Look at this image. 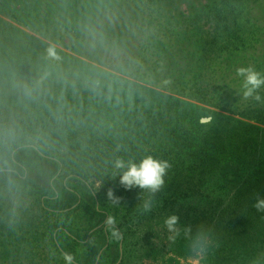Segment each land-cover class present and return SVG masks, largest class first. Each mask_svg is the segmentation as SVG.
I'll use <instances>...</instances> for the list:
<instances>
[{"label": "rangeland", "instance_id": "374dc122", "mask_svg": "<svg viewBox=\"0 0 264 264\" xmlns=\"http://www.w3.org/2000/svg\"><path fill=\"white\" fill-rule=\"evenodd\" d=\"M149 2L0 0V96H4L0 122H5L4 127L7 125L0 131V264H65L51 252V237L57 231H67L71 236L81 232L79 245L74 247L69 240L68 246L75 260L80 258L83 264H197L186 259L190 247L207 248L198 264H264V247H258L255 255L241 263L214 254L215 239L211 232H205L212 210L206 213L203 224H197L202 213L200 206L205 204L211 209L210 197L213 198L214 192L226 203L232 198L231 192L221 188L213 172L209 178L214 181L208 180L204 197L185 195L184 191L193 184L183 174L167 178L163 189L154 195L139 188L119 192L122 170L115 167L116 159L130 160L133 150L138 151L134 154L141 159L176 153L175 143H171L164 125L156 130L150 125L145 136L140 137L137 126L125 115L126 123L115 130L119 146L115 152L106 153L102 147L112 148L113 143L98 136L96 129L84 126L80 120L84 113L79 114L82 105L78 104L76 112L70 111L69 104L81 103L88 95L92 96L96 111L100 105L105 106L100 104L105 97L102 95L113 93L121 79L149 84L147 75L138 67L149 53L148 32L143 33V17ZM241 2L227 0L221 7L233 8ZM227 16L230 13L224 9L219 25L229 20ZM235 26L233 23L230 29L208 33L210 51L240 42L232 37L225 39ZM50 47L56 51L55 58L48 56ZM45 55L48 60L44 62ZM99 78L103 79V85H99ZM205 80L199 86L194 85L188 97H178L189 105L188 110L175 111L172 118L187 127L189 137L184 135L193 141L190 144L196 150L209 149V143H204L208 138L215 142L210 150L228 159L232 147L243 149L245 144L234 139L228 141L222 129L210 131L198 125V122L210 124L214 112L234 116L230 108L205 104L197 96H205ZM58 118L64 124L48 134L46 122ZM22 125L28 139H23L16 149L24 155L11 165L3 153L9 143L2 136L15 134L22 130ZM257 125L264 129V125ZM175 161L179 163L178 157ZM183 170L187 172L185 163ZM74 175L80 179H72ZM116 175L117 184L113 182ZM109 189L119 198L118 203L107 196ZM74 192L78 200L66 196ZM46 199L48 206L59 204V209L54 212L49 207L48 211H42L40 205ZM150 199L153 210L145 213L143 204ZM170 214L180 217L182 227L190 225L191 232L169 240L163 220ZM186 214L191 216L190 223L183 219ZM108 217L114 219L115 226L105 223ZM117 230L119 238L113 235ZM198 232L206 235L197 236Z\"/></svg>", "mask_w": 264, "mask_h": 264}, {"label": "trees", "instance_id": "16d2710c", "mask_svg": "<svg viewBox=\"0 0 264 264\" xmlns=\"http://www.w3.org/2000/svg\"><path fill=\"white\" fill-rule=\"evenodd\" d=\"M149 1L146 17H143L145 21L143 33L148 32L149 53L138 66L147 75L149 84L121 79L117 87L114 86L116 89L112 88L113 93L107 92L102 95L105 97L100 99V104H106L105 106L100 105L96 111L92 107V96L88 95L89 97L81 103L69 104L70 107L72 106L70 111L76 112L78 109L75 108L78 104L82 105L79 114L84 113L80 119L84 126L96 129L98 136L109 138L113 143L112 148L102 147L103 152L106 153L115 152L119 146L120 139L115 136V130L126 123L123 117L125 115L129 116L132 124L137 126L136 130L140 137L145 136V129L150 125H153L152 130L164 125L171 143H175L177 149L173 155L169 152L164 155L162 153L154 155L157 159L165 157V160L172 165L165 181L167 178L183 174L184 178L193 184L189 190L184 191L185 195L204 197L207 195L205 187L208 180L214 181L209 178L210 173L213 172L218 177L221 188L231 192L232 198L226 203L220 194L216 195L214 192L213 198L210 197V200L213 199L211 209L205 204L200 206L202 213L197 224H203L206 213L212 210L211 221L205 232H211L215 239L217 250L214 254L241 263L255 255L258 247H264V212H258L253 207L257 196L264 198V129L257 125H264V88L259 90L262 101L245 98L242 78L236 76L235 70L250 65L264 74V0H242L239 6L233 8L230 5L226 8L221 7L227 0ZM144 5L148 4L144 3ZM224 9L230 13V16H227L229 20L219 25ZM137 10L139 8L134 13ZM213 21L216 24L214 26H212ZM233 23L236 25L235 30H232L225 39L232 37L234 40L239 39L240 42L225 44L226 46L210 51L208 33L217 34L220 30L230 29ZM138 27L140 28L141 25L139 24ZM139 31L140 34L141 30ZM213 45L216 47L217 41ZM148 58H150L149 62ZM47 60L48 56L44 58V62ZM203 79H207L205 80L207 85L204 86L206 94L197 96L201 97L205 104L230 108L229 112L234 116L214 112V119L210 124L198 122V125L203 129L207 127L210 131L222 129L226 132L228 141L234 139L238 144L242 142L245 144L243 149L232 147L233 151L230 154L232 156L228 159L221 158V154L215 152L216 150H210L215 142L208 138H205L204 143L207 145L209 143V149L205 147L201 148V151L196 150L190 144H193V141L186 139L189 135L186 131L187 127L178 124L172 118L175 111L184 113L188 110L189 105L178 97H188L194 85H201ZM98 83L101 85L103 79L99 78ZM121 84L125 86L121 87ZM120 88L121 93H118ZM122 93L123 97H121ZM3 97L0 96V107ZM46 117L43 116L42 119ZM60 121L58 118L46 122V132L49 134L53 130H59L64 124ZM4 124L5 122H0L1 132L7 126L4 127ZM24 126L22 125V130H17L15 134L2 136V139H6L9 143L3 153L5 160L11 165H15L24 155L23 151L16 149L23 139H28L23 130ZM133 152L138 153L134 150ZM134 153L130 160L138 162L141 156ZM36 154L40 155V152ZM177 157L179 163L175 161ZM184 163L187 172L183 170ZM22 172L24 176L23 169ZM117 178L116 175L114 183ZM72 179L80 178L74 175ZM121 187L120 185L119 192L122 193L124 188ZM220 191L222 192L221 189ZM54 193L56 195V192ZM66 196L79 199L75 192L67 193ZM152 198L155 200L153 196ZM47 202V199L41 202L42 211H48L49 207L54 209V212L59 209V204L48 206ZM190 217L189 214L185 215L183 218L185 223H190ZM79 235L81 232L71 236L67 231H57L51 237L52 255L58 257L61 263H65L62 253H71L69 240L73 246L79 245L81 239ZM81 261L79 258L75 260V264H83Z\"/></svg>", "mask_w": 264, "mask_h": 264}, {"label": "clouds", "instance_id": "9594fccd", "mask_svg": "<svg viewBox=\"0 0 264 264\" xmlns=\"http://www.w3.org/2000/svg\"><path fill=\"white\" fill-rule=\"evenodd\" d=\"M48 56L55 58L56 51L53 47L48 49ZM236 76L242 78L243 96L245 98H253L260 102L262 97L259 94V90L264 88V74L258 72L252 66L238 67L236 68ZM115 167L121 169L119 175V183L126 190H132L139 188L142 191H147L151 194L160 192L165 185V177L168 174L172 165L163 159L154 158L152 155H148L140 159L138 162L135 160L125 161L123 159H116ZM107 196L113 200L114 203H118L119 198L114 197L113 191L109 189ZM154 203L150 199L143 204V211L150 213L153 210ZM253 207L258 212H264V198L257 196L256 202ZM105 223L109 226H115V221L112 217H108ZM163 228L168 233V239L174 241L177 237L184 233L187 235L191 232V226H181L180 217L177 214H170L163 220ZM113 235L119 238V231H114ZM206 235L203 232H198L197 236ZM206 247L189 248V254L186 257L188 260L198 262L202 259V256L206 253ZM65 264H75L74 256L69 252L62 253Z\"/></svg>", "mask_w": 264, "mask_h": 264}, {"label": "water", "instance_id": "95a60500", "mask_svg": "<svg viewBox=\"0 0 264 264\" xmlns=\"http://www.w3.org/2000/svg\"><path fill=\"white\" fill-rule=\"evenodd\" d=\"M206 121V119H204Z\"/></svg>", "mask_w": 264, "mask_h": 264}]
</instances>
